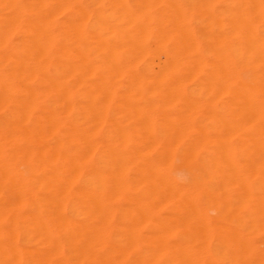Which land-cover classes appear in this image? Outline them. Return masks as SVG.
<instances>
[{"label":"bare ground","instance_id":"bare-ground-1","mask_svg":"<svg viewBox=\"0 0 264 264\" xmlns=\"http://www.w3.org/2000/svg\"><path fill=\"white\" fill-rule=\"evenodd\" d=\"M217 1L0 0V264H140L118 259L116 245L100 253L116 214L133 253L151 222L147 246L170 253L163 264H218L197 188L162 173L178 150L211 186L242 193L249 227H264V185L254 190L264 179L254 165L264 159L262 2L240 1L238 16L235 2L226 14ZM253 59L262 72L237 86V67ZM196 78L199 100L186 95ZM209 192L199 191L207 203ZM233 230L235 264H261L252 233ZM34 237L44 246L32 248Z\"/></svg>","mask_w":264,"mask_h":264},{"label":"rangeland","instance_id":"rangeland-1","mask_svg":"<svg viewBox=\"0 0 264 264\" xmlns=\"http://www.w3.org/2000/svg\"><path fill=\"white\" fill-rule=\"evenodd\" d=\"M178 1L181 4H187V5H190L191 6V5H197V4L199 5L201 0H178ZM240 1H242V0H220V1L215 2L214 5L218 9H223L226 14H229V13H227V11H228V9H230L232 7L233 3L235 2L234 3L235 4L234 6H235V9H236V14L238 16H240V14H242V12H243L242 11L243 9L240 10L241 8H238V6L236 5V4L241 5ZM248 1H246V5L243 4V3H245L243 1L241 7L243 6L242 8H244V7L249 6V5H247ZM260 2H262V6L261 7H262L263 11L261 10L262 11V14L261 15L263 16L264 15V0H260ZM256 7H257L256 4L255 5H252L251 6V9L254 8V10H255ZM238 10L239 11H242V12H238ZM255 13H256V10H255ZM64 17H65V15H62V16L59 17V19H63ZM253 17H254V15H252V12H251V14L249 15L248 18L254 20ZM225 18H228V16L226 15ZM196 20H197V22H196ZM256 20L257 19H255L254 22H255V25H256L257 29H262L264 27V25H263V23H264V17L262 19H260L261 21L259 19L257 21ZM192 26L194 27L195 30L200 29V25H199V22H198V18L193 20ZM256 62H257V59H253V60L249 61V63L243 64L240 67H237V69L235 71L238 74V76H239V79L236 81V85L237 86L241 87L248 80H250V78L252 76H255V75L260 74L262 72L261 69H260V64H258V62L257 63ZM198 80H199V82H198ZM250 84L251 85H255L256 84V81L251 80L250 81ZM198 86L199 87L201 86L200 78H196L193 82L187 83L186 95L189 96V97H193V98L196 97L198 100L200 99V97L201 98L204 97L205 96L204 93L201 94V95H199L197 93L196 94L195 93H192V91L190 90L192 87L193 88L195 87V89H197V88L199 89ZM254 92H257V94H259L261 96V95L264 94V87H262V89L258 88V90L257 91H254ZM219 103L220 102H216V105H219ZM164 111L165 112H168L169 109L167 108ZM6 117H7L6 114L3 111H1L0 112V129L2 127V122L5 119H7ZM235 140L236 141L237 140H242V137L239 136V135H236ZM253 157H254V155H253ZM94 163H95V161H94ZM259 164H260V166L262 164H264V159L263 158L255 161V163H254L255 166H259ZM22 169L25 170V169H27V167H24L23 166ZM162 171H163L162 173H164L165 175H168L170 178H172L174 181H176L180 185L197 188L198 194H196V200H197V202H199L200 206L202 207V210L205 213L207 219H209V221L215 226L213 228L214 230L213 231L211 230L212 234L209 232L210 235H208V241L209 242H207V248H206V250L208 251V253L205 252V253H207L206 256L209 255L208 258L214 259L218 264H235L234 257L236 256V254H235V250L233 249V247H231V243H232L231 241L232 240H230V238L233 236L230 233L232 231H234L233 229H235V228L238 231H240V232H243V231L244 232H251L252 233L251 234V241L260 250H263V253H264V227H261L260 226V224H261V218H257V223L258 224L254 228H250L249 227L248 221L251 218L252 213L249 211L250 210L249 205H243L244 195L242 193L238 192V190L235 191L234 190L235 188L234 189H231V191H228L227 193H224V191H223L224 189H222V186L220 184H218V183H214L211 186V184H212L210 182L211 180H210V178L206 174H204V173L201 172V170L199 168V162L197 160H194V159L187 160L186 158H184L182 156V154L180 153L179 150L174 153L172 162L171 163H168V164H165L163 166ZM257 177L258 178L256 180V184L254 183V185H255L254 186V190L256 189V187H257V190L259 188L261 190L262 189V186L264 185L261 182L264 183V179L262 180V177L261 176H257ZM260 177H261V179H260ZM254 179H256V177ZM206 187L209 188V190H210L209 194L211 195L209 197L210 198V201L208 203H207V201H208L207 200V197L199 193V191L204 190ZM263 189H264V186H263ZM263 189H262V191H263ZM6 191L8 192V190H6V189L4 190V193L5 194H7ZM253 193L255 194L254 197H253L254 200H255V199L258 198V195H260L261 192L260 193H257V191H253ZM240 195H243V196H240ZM7 196L11 198V196H10L9 193H8ZM214 198H215V200H214ZM234 204H235V206H233ZM160 205H162V203H160ZM162 207H160V208L158 207L157 208L156 211L159 212L158 215H162V216H164V215H171V214H174V212L177 210V206L174 205V204L169 205L167 207H163V208ZM248 208H249V210H248ZM167 210H170V211H167ZM116 215H114L113 218L111 219V223H110V225L108 227L109 229H107L108 231L106 232L107 233V236L105 235L104 236L105 238H102L104 242L102 240L99 242L100 253L101 254H103V255H104V253H105V255H107V253L109 254L110 247L112 245H116L119 248V250H121V251H118L119 254L117 252L118 255L116 254L117 257L120 255L118 257V259H120V257L121 258H123V257L126 258L127 256H130L129 257L130 260H132L134 258L139 259L140 264H163L164 261H166L169 258V255H170L169 249H168V252H167L169 254H166L165 253L166 255L164 254L163 256H160L159 257V256H157L155 254V251H153L155 249L154 244H152L153 245L152 248H151V245L147 246V244H151V242L148 240V234L152 230L153 231L156 230L155 229L156 226L154 225V223H151V222H147L145 224L147 226H145V225L140 226V228H141L140 229L141 230V232H140L141 235H143L144 238H147V241L149 243L147 241L146 242L143 241L144 244H143V242H141L142 244L140 243L138 245L139 246L138 247V251H136L135 253H133V251H131V250H133L132 248H130V249L127 248V247L130 246L129 244H128L127 247H126V245L123 244L125 242V234L123 233V230L124 229H122V228H126L128 226V223H126L127 221H125L124 219H122L120 215H117V216ZM174 223H176V222H174ZM224 224H225V226H224ZM175 225L178 226V228H180L179 224H174L173 231L176 229ZM245 225H248V226H245ZM150 226H152V227L155 226V227L151 229ZM219 228L220 229L221 228H225V229H223V230L221 229L220 230ZM112 230H113V232H112ZM149 230H151V231L149 232ZM143 233L145 235L146 234L147 235L145 236ZM236 234L234 233V236H235L234 238L239 237V234H237V235ZM123 236H124V238H123ZM212 237H213V239H212ZM34 238L32 239V243H31L32 248L33 247H35V248L42 247V245L44 246V244L46 243V240H47V239H45V237L43 238L44 240L42 238H39L38 239V237H34ZM113 238H114V240H113ZM118 238H119V240H117ZM58 239H59V237L56 238L55 240H58ZM106 239H108V240H106ZM121 239H123V240H121ZM172 239H175V241L178 240L176 237H173ZM172 239L169 241V243H167L168 245H170V244L173 245V244L176 243L175 241H172ZM120 240H121V243H119ZM100 243H101V245H100ZM103 244H104V246H103ZM106 245H108V246H106ZM148 250H149V252H148ZM105 251H108V252H105ZM145 251L147 253H145ZM152 251L154 252V254L151 256L150 254H152ZM200 253H201V251H198V254L199 255H200ZM126 254H128V255H126ZM145 254H146V256H145ZM154 255H155V259H154ZM225 257H228L227 259L229 261H227V259ZM155 260H157V261H155ZM230 260H232V261H230ZM263 261H264V258H263ZM263 261H261V264H264ZM77 263H78V261L76 260V263L75 264H77Z\"/></svg>","mask_w":264,"mask_h":264}]
</instances>
